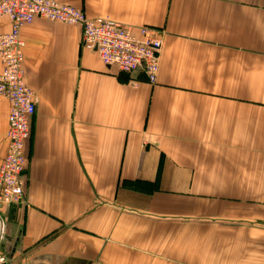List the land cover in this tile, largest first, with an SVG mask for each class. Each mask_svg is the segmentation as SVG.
<instances>
[{
  "label": "crops",
  "instance_id": "1",
  "mask_svg": "<svg viewBox=\"0 0 264 264\" xmlns=\"http://www.w3.org/2000/svg\"><path fill=\"white\" fill-rule=\"evenodd\" d=\"M60 1L162 29L159 70L105 65L78 25L22 27L35 113L7 264H264V0Z\"/></svg>",
  "mask_w": 264,
  "mask_h": 264
},
{
  "label": "built area",
  "instance_id": "2",
  "mask_svg": "<svg viewBox=\"0 0 264 264\" xmlns=\"http://www.w3.org/2000/svg\"><path fill=\"white\" fill-rule=\"evenodd\" d=\"M0 16L10 29L0 34V97L7 100V147L0 161V242L6 224L2 209L24 203L26 151L31 119L35 113L34 91L25 82L21 29L36 17L81 28L80 45L95 50L107 66L124 73L140 71L150 83L156 81L164 31L151 26L133 27L107 16L89 17L84 10L60 0H0ZM0 250V264H7Z\"/></svg>",
  "mask_w": 264,
  "mask_h": 264
},
{
  "label": "rangeland",
  "instance_id": "3",
  "mask_svg": "<svg viewBox=\"0 0 264 264\" xmlns=\"http://www.w3.org/2000/svg\"><path fill=\"white\" fill-rule=\"evenodd\" d=\"M3 242H5V240L3 241ZM2 243L0 242V245H1Z\"/></svg>",
  "mask_w": 264,
  "mask_h": 264
}]
</instances>
